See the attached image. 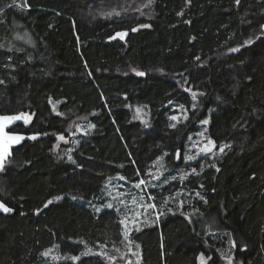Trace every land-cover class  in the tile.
Wrapping results in <instances>:
<instances>
[{
	"label": "trees",
	"instance_id": "1",
	"mask_svg": "<svg viewBox=\"0 0 264 264\" xmlns=\"http://www.w3.org/2000/svg\"><path fill=\"white\" fill-rule=\"evenodd\" d=\"M263 24L264 0H0V114L29 112L12 130L38 136L0 171V198L13 209L0 214V264H108L43 254L121 247L119 212L88 201L110 176L139 181L163 153L168 164L182 156L208 113L210 137L227 149L174 184L193 193L189 204L132 238L142 264H201V253L206 264H228V242L237 264H264ZM174 102L190 110L175 128ZM136 108L147 123L134 119ZM87 121L92 130L71 159L55 150L57 135ZM150 191L162 205L164 190Z\"/></svg>",
	"mask_w": 264,
	"mask_h": 264
},
{
	"label": "rangeland",
	"instance_id": "2",
	"mask_svg": "<svg viewBox=\"0 0 264 264\" xmlns=\"http://www.w3.org/2000/svg\"><path fill=\"white\" fill-rule=\"evenodd\" d=\"M20 4L19 1H17ZM192 95L193 92L197 93V91H189ZM197 95L195 99L193 98V103L191 108L195 107ZM193 97V95H192ZM53 110L55 113H58V109L56 107L55 102H52ZM169 113L167 114L170 119L171 125L175 124L176 126L186 121L190 116V110L177 102L169 104ZM138 108L135 109V120H141L144 123H147V111L145 109L140 110V115H138ZM145 114V115H144ZM178 117L177 120H173L172 117ZM185 117H187L185 119ZM208 120L207 124H202L201 121ZM209 124H210V113L207 116L199 120L197 126L198 129L191 134L185 143L184 150L182 151V156L180 155V159H176L175 157L171 160V163L168 164L166 161V152L163 153L158 160L155 159L152 161L146 172V176H141L140 180H146L148 183L146 185H142L140 188L136 187V184L140 181H129L122 174L116 176H110L106 181V188L104 189L101 196L93 201H88V203L94 207L97 211L102 210L108 204H112L113 207L119 212L120 221L124 220L125 224L123 226V245L121 247L116 246L113 248L112 246H105L101 243H97L95 245L86 244L83 251H81L78 255L66 254L62 255L58 252L56 248H52L47 250L49 254L45 256L50 261L58 262L59 260H71L67 259V257L71 256H79L80 259L84 256H92V255H100L103 256L108 264H127L128 260H132L133 264H136V257L132 255L134 252L140 253L139 264H142L143 260V252L142 246L139 241H136L132 238L134 232L141 231L142 229L156 224L161 219L163 213L175 212L176 210H181L186 204H189L192 201L193 193L191 191L187 192L182 188H176L173 190V186L176 182L187 179L191 175H196L199 173V170L196 168L195 163L202 157H208L215 159L222 155L227 147H224L223 152L219 151L220 147L228 145L227 143H216L209 135ZM92 122H80L75 128H73L72 133L69 135H57L55 142V150L60 152V150H64L66 156L71 159V153L75 149L76 146L80 143V140L83 136L89 135L92 127ZM203 134V135H201ZM60 136H63L64 139L61 140ZM191 138V139H189ZM209 140L214 141L216 147L212 149L210 153L201 154L197 156L195 160L185 159L186 156L196 155L197 153V145L203 147ZM174 161H181V165L177 166L174 164ZM196 170V174H192V170ZM162 173V175H161ZM123 177L124 179H121ZM155 177H159L156 179ZM175 177L176 179H173ZM162 188L164 190L163 198L164 203L159 205L157 203L156 197L151 193V189L153 188ZM168 187V189L166 188ZM166 192V193H165ZM151 193V194H150ZM190 195L192 196L190 198ZM160 197V199H161ZM103 200V203L98 204L96 201ZM137 201L136 204H133V201ZM123 201V202H122ZM182 202V203H181ZM143 203L144 207L141 208L140 204ZM149 203L155 204V208H148L147 205ZM139 211L141 215L139 217H135V213ZM135 217L136 222L133 223L132 220ZM127 218V219H126ZM127 225V227H125ZM127 232V235L125 233ZM134 240V241H133ZM138 246V247H137ZM231 245L228 242L225 250L222 252L226 262L230 264V261L227 257L231 256ZM45 253V252H44ZM102 254V255H101ZM111 257L112 259H109ZM79 259V260H80ZM79 260H71V261H79ZM231 264H237L233 259L231 260Z\"/></svg>",
	"mask_w": 264,
	"mask_h": 264
},
{
	"label": "snow or ice",
	"instance_id": "3",
	"mask_svg": "<svg viewBox=\"0 0 264 264\" xmlns=\"http://www.w3.org/2000/svg\"><path fill=\"white\" fill-rule=\"evenodd\" d=\"M237 4L239 3V0H236ZM13 3H15V0H13ZM149 3H151V0H149ZM118 14V13H117ZM141 27H149V25H142ZM261 29L264 30V25H261ZM133 31H136V29H133ZM126 35V33L123 32H118L116 33V36L123 38ZM261 35H264V31H262ZM257 39H259V37H257ZM253 43V41L251 39L247 40L244 42V44L242 45V47L247 46V45H251ZM230 51L232 52H238L240 51L239 48H233L230 49ZM197 59H199V57H197ZM139 75H144V73H138ZM4 81L0 80V84H3ZM189 91H191L189 89ZM193 98L195 99L197 93L193 92L192 93ZM137 111H139V109H137ZM187 117H185L186 119ZM173 120H177L178 117L173 116L172 117ZM30 120V116L27 113H19V114H11V115H0V171H3L5 169V165L8 162V157L11 155V148L13 145L20 143L21 140H23L25 137L21 136V135H17V134H10L8 131H5V128L8 127L9 125L13 124L15 121H25L28 122ZM202 124H207L208 120H203L201 121ZM173 128L176 127L175 124L171 125ZM90 127H92L90 125ZM203 135V134H201ZM32 140H35L37 138L36 135H33L31 137H29ZM60 139L63 140L64 137L60 136ZM191 139V138H189ZM215 142L209 140L206 144H204L203 147H200L199 145H197V153L196 155H189L186 156L185 159L188 160H195L197 159V156H200L201 154H205V153H210L212 151L213 148H215ZM224 147H228V145H225L223 147H220L219 151L223 152ZM175 158L176 159H180V152L179 150L176 152L175 154ZM160 158H158L159 160ZM218 170V169H217ZM139 175V173H137ZM192 174H196V170L193 169L192 170ZM162 175V173H161ZM156 179H159V177H155ZM121 179H124L123 177H121ZM173 179H176L175 177H173ZM148 182L146 180L141 179L137 184L136 187L140 188L142 185H146ZM197 195H199V193H197ZM62 197H57L56 199L59 200ZM72 199H76L75 196L72 197ZM123 202V201H122ZM53 203L52 200L48 201V204ZM137 201H133V204H136ZM182 203V202H181ZM45 207H47V204L45 205ZM107 208H113L112 204H108L106 205ZM140 207L143 208L144 204L141 203ZM148 208H155L156 205L149 203L147 205ZM0 210H2L5 213H10L13 211V209L9 208L8 206H6L3 202H0ZM39 211V210H38ZM141 215V212L137 211L135 213V217H139ZM135 217L133 218L132 222L135 223ZM127 219V218H126ZM121 224H125L124 220L120 221ZM125 227H127V225H125ZM125 235H127V232L125 233ZM233 246H235V241L232 242ZM138 247V246H137ZM49 253L45 252L43 255L47 256ZM102 255V254H101ZM133 256L136 257V264H139V258H140V253L134 252L132 253ZM67 259H71V260H79L80 257L79 256H71V257H67ZM109 259H112L111 257H109ZM208 259H211L210 257ZM227 259L230 261L231 264V260L233 259L232 257H227ZM200 262L201 264H206V260L205 257L203 255V253H201L200 255ZM127 264H133L132 260H128Z\"/></svg>",
	"mask_w": 264,
	"mask_h": 264
},
{
	"label": "water",
	"instance_id": "4",
	"mask_svg": "<svg viewBox=\"0 0 264 264\" xmlns=\"http://www.w3.org/2000/svg\"><path fill=\"white\" fill-rule=\"evenodd\" d=\"M126 38H127V33H126V35L123 38H120L119 37L120 40H125ZM19 113H22V112L11 113V114H19ZM23 113H27L30 116V118H31V114L29 112H23ZM11 114H8L7 113V114H0V115H11ZM24 122L25 121H15L13 124H11V125H9L8 127L5 128V131H8L10 134H17V135H21V136L25 137L23 140L20 141V143L15 144V145L12 146V148H11V155L8 157V160L12 157L14 148L20 146L26 140H31L29 137L33 136L31 134H26V133H23V132L13 131L12 130L15 126H17L18 124L24 123ZM37 138H38V136H37ZM0 202H3L6 206H8L1 198H0ZM12 213H13V211L10 212V213H5L2 210H0V214H12Z\"/></svg>",
	"mask_w": 264,
	"mask_h": 264
}]
</instances>
